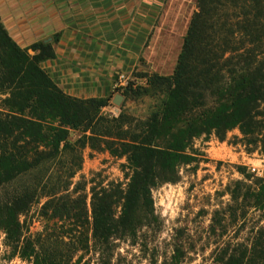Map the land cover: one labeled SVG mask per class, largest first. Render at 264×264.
<instances>
[{"label": "trees", "instance_id": "obj_1", "mask_svg": "<svg viewBox=\"0 0 264 264\" xmlns=\"http://www.w3.org/2000/svg\"><path fill=\"white\" fill-rule=\"evenodd\" d=\"M197 7L174 72L137 74L147 87L122 92L125 100L156 99L145 118L105 114L113 94H66L42 66L56 58L57 38L22 48L0 15V232L12 258L83 264L94 253L112 264L120 242L146 247L156 238L153 190L179 182L184 166L198 169L204 154L196 140H226L238 129L248 150L264 154V0H197ZM70 130L84 135L72 142ZM87 143L126 158L125 183L100 174L75 181ZM237 170L242 179L214 212L210 230L219 239L202 264H264V177ZM251 212L259 218L246 235H229ZM33 213L42 231H31ZM178 232L164 264H186L196 250Z\"/></svg>", "mask_w": 264, "mask_h": 264}, {"label": "crops", "instance_id": "obj_2", "mask_svg": "<svg viewBox=\"0 0 264 264\" xmlns=\"http://www.w3.org/2000/svg\"><path fill=\"white\" fill-rule=\"evenodd\" d=\"M184 6V0H0V15L22 48L56 37V58L43 68L69 96L90 99L111 96L120 74L171 75L191 21L184 24Z\"/></svg>", "mask_w": 264, "mask_h": 264}, {"label": "rangeland", "instance_id": "obj_3", "mask_svg": "<svg viewBox=\"0 0 264 264\" xmlns=\"http://www.w3.org/2000/svg\"><path fill=\"white\" fill-rule=\"evenodd\" d=\"M184 4V24L187 25V19L191 20L194 12L199 8L197 0H184ZM144 73L138 70L134 75L142 78L138 75ZM129 87L133 89L147 87V79L143 78L135 86L130 84ZM125 89L113 91L112 94L114 96L122 94ZM155 103L156 99L150 96H131L124 99L120 107L115 106L112 100L113 105L106 107L103 111L107 115L116 117L123 114L145 118L152 111ZM83 135L82 130H70L69 140L78 141ZM242 138L240 131L235 129L228 132L226 140H220L215 135H212L209 140L203 138L196 140L195 148L204 154V160L198 169L193 171L190 166H184L181 168L179 182L160 185L153 190L156 214L160 219L156 238L146 247L140 240L136 246H133L130 241L120 242L112 264H151L153 257L159 264H164L165 259H169L171 255L173 241L180 230L181 234L184 233L185 239H189L196 249L189 254L186 264H202L204 261H209L215 242L219 239L210 230L212 218L216 210L224 209L230 203V196L227 194L228 186L233 181L242 179L237 168L245 166L256 176L264 177V154L261 148L254 151L248 150ZM262 143L264 141H260L259 145ZM126 162L125 157H113L108 151L92 150L87 143L83 150L82 170L75 181L81 177L91 179L94 175L100 174L105 180L125 183L126 179L122 170ZM31 215L33 216L31 231L33 233L42 231L43 221L35 213ZM258 218L251 212L247 223L233 228L229 235L244 237L248 229L258 222ZM240 228L241 231H239ZM4 239V234L0 232V264H31L20 258H12L4 244ZM105 262L106 260L100 259L99 254L90 253L85 255L83 264H104Z\"/></svg>", "mask_w": 264, "mask_h": 264}, {"label": "built area", "instance_id": "obj_4", "mask_svg": "<svg viewBox=\"0 0 264 264\" xmlns=\"http://www.w3.org/2000/svg\"><path fill=\"white\" fill-rule=\"evenodd\" d=\"M139 82H140V80L138 78H136L135 76L120 74V75H118V77L114 83L113 91L118 92L120 90H123V89L129 87L130 84L135 86Z\"/></svg>", "mask_w": 264, "mask_h": 264}, {"label": "water", "instance_id": "obj_5", "mask_svg": "<svg viewBox=\"0 0 264 264\" xmlns=\"http://www.w3.org/2000/svg\"><path fill=\"white\" fill-rule=\"evenodd\" d=\"M124 96L122 94H117L115 95L114 99H113V104L117 107H120L124 101Z\"/></svg>", "mask_w": 264, "mask_h": 264}]
</instances>
